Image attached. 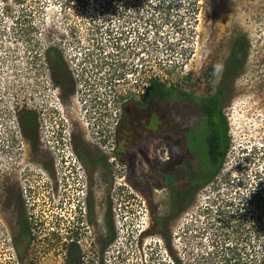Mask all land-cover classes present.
Instances as JSON below:
<instances>
[{
  "label": "rangeland",
  "instance_id": "374dc122",
  "mask_svg": "<svg viewBox=\"0 0 264 264\" xmlns=\"http://www.w3.org/2000/svg\"><path fill=\"white\" fill-rule=\"evenodd\" d=\"M167 1L129 0L118 13L101 0H26L22 13L14 0H0V264H21L18 188L44 205L38 218L48 232L75 197V178L81 188L88 179L98 218L111 213L117 225L107 264H184L210 196L256 183L264 192V0ZM242 36L250 46L245 62L234 63ZM48 47L59 67L40 56ZM152 72L173 93L161 124L177 120L196 139L195 174L183 169L176 187L158 178L171 153L162 129H151L152 110L126 106L139 102ZM213 96L224 137L217 171L197 107ZM135 147L143 152L122 161L121 151ZM45 241L32 243L36 264H63Z\"/></svg>",
  "mask_w": 264,
  "mask_h": 264
},
{
  "label": "trees",
  "instance_id": "16d2710c",
  "mask_svg": "<svg viewBox=\"0 0 264 264\" xmlns=\"http://www.w3.org/2000/svg\"><path fill=\"white\" fill-rule=\"evenodd\" d=\"M101 1L104 5H112L118 13L124 12L130 6L129 0ZM156 1L158 4H163V7L165 2H169L167 0ZM14 2L19 5L23 13V9L27 6L26 0H14ZM139 2L144 3L143 0ZM20 17L22 16L19 15L17 19ZM241 38L242 44L236 42L233 46L232 60L234 63L245 62V52L248 45L250 46L246 36ZM39 54L44 55L48 65H53L55 68L58 66L59 54L55 48L48 47L43 54ZM172 94V89L166 86L157 73L152 72L146 80L139 102L130 100L126 106L133 109L136 107L150 108L153 112L148 119L152 121L151 129L155 132L160 131L162 129L161 120L172 99ZM187 102L190 106L194 105L193 99ZM197 107L207 119L208 159L212 169L217 171L222 164L221 154L224 143L220 119V99L217 96L207 98L206 101L197 104ZM141 152H143L142 147L125 149L121 151L124 155L121 160L126 161L125 156L136 158ZM258 188L259 184L256 183L251 187L246 186L242 192L236 191L232 195H222L217 191L208 198L200 211L203 216L198 231L200 239L192 254L193 258L186 259L184 264H264V192ZM179 264L182 263L179 261Z\"/></svg>",
  "mask_w": 264,
  "mask_h": 264
},
{
  "label": "flooded vegetation",
  "instance_id": "af4514ba",
  "mask_svg": "<svg viewBox=\"0 0 264 264\" xmlns=\"http://www.w3.org/2000/svg\"><path fill=\"white\" fill-rule=\"evenodd\" d=\"M204 101L206 99L202 102ZM183 131L184 128L179 121L171 118L163 120L162 134L159 138L164 141V147L169 150L171 156L165 157L162 166L159 168L161 173L158 178L162 184L168 187H176L182 184L180 173L183 169H186V173L191 176L195 174L196 139L193 136L183 135ZM204 135L206 141L208 131ZM189 145H193V149ZM130 174L127 168L128 180L133 179ZM173 174L174 177H172ZM75 180V197L72 202L68 203L65 212L62 214L56 212L61 219L58 216L52 217V225L48 232L44 231L40 224L42 219L38 218V209L44 205L38 204L39 199L36 198V200L35 196H30L25 201L22 189L18 188L16 246L21 264H36L37 249L32 247V243L38 248L45 244L44 237H47L46 249L50 253H57L53 256L54 259L62 255L63 264H96L97 262L98 264H107V257L111 259L112 252L109 249L114 247L112 249L114 251L117 247L114 242L117 238L114 229L117 226L114 215L110 213L103 219L98 218V192H94L91 187L92 183L88 179L83 188H81L78 178ZM112 206L113 203L111 202L109 207L112 209ZM40 212L43 211L40 210ZM102 224L106 228L104 231L99 230ZM107 253L109 256H106Z\"/></svg>",
  "mask_w": 264,
  "mask_h": 264
},
{
  "label": "bare ground",
  "instance_id": "6f19581e",
  "mask_svg": "<svg viewBox=\"0 0 264 264\" xmlns=\"http://www.w3.org/2000/svg\"><path fill=\"white\" fill-rule=\"evenodd\" d=\"M79 134H80V136H82V133L81 132H79Z\"/></svg>",
  "mask_w": 264,
  "mask_h": 264
}]
</instances>
